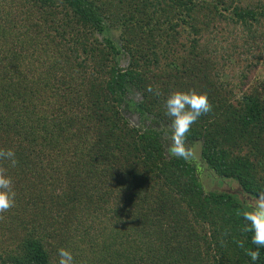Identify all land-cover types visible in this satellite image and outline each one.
<instances>
[{"label":"trees","instance_id":"trees-1","mask_svg":"<svg viewBox=\"0 0 264 264\" xmlns=\"http://www.w3.org/2000/svg\"><path fill=\"white\" fill-rule=\"evenodd\" d=\"M239 43L264 50V0H0V150L18 159L0 160L15 191L0 264H58L61 248L75 264H264L251 202L205 182L264 193V75L233 83ZM176 90L212 105L187 158L166 150Z\"/></svg>","mask_w":264,"mask_h":264},{"label":"clouds","instance_id":"clouds-1","mask_svg":"<svg viewBox=\"0 0 264 264\" xmlns=\"http://www.w3.org/2000/svg\"><path fill=\"white\" fill-rule=\"evenodd\" d=\"M148 91H153L149 87ZM158 94V93H157ZM166 115L171 120L172 145L169 151L177 157L187 158L191 153L182 147L184 137L199 117L212 110V105L205 93L195 90H176L166 100ZM0 160L8 161L11 167L18 163L14 150H0ZM15 191L11 176L0 170V213L8 211L14 206ZM246 221L244 231L251 233V243L255 250L249 251L253 262L260 258V249L264 248V193H261L241 212ZM243 247V243L240 244ZM58 264H75L73 254L64 248L59 249Z\"/></svg>","mask_w":264,"mask_h":264},{"label":"rangeland","instance_id":"rangeland-1","mask_svg":"<svg viewBox=\"0 0 264 264\" xmlns=\"http://www.w3.org/2000/svg\"><path fill=\"white\" fill-rule=\"evenodd\" d=\"M230 28H232V27H230ZM230 30L231 29H228V27H227L225 29H222V31H220V34L216 35L217 39L220 42H223V44H224L223 46H227V45L230 46L231 45L232 38L228 39V37L225 34V33L229 32ZM223 35H225L226 37ZM235 39H238L239 42L243 40V38L240 36L236 37ZM255 49H256V45L253 46V51H252V53H254L253 55L255 57H250V55H248L247 53H244L242 51L241 43H239L238 44V50L240 51L241 54H243V56L240 58L239 61H242V62L230 63L226 68V72L229 75V77L232 79L233 83H236L238 80L241 79V78H239L240 72L244 71V73L248 75L247 80H249V81H248L246 86L244 85V89H247L248 87H250L252 85V83H255L256 79L260 75H264V62H261V63L257 62L258 58H264L263 57L264 56V50L260 49V50L254 51ZM260 54L262 55V57L260 56ZM248 58H249V60H248ZM249 64H251V65H249ZM121 65L123 67H127L128 60L125 57L122 59ZM254 66H256V67H254ZM130 97H132L134 99H139L140 94L138 92L132 90L130 92ZM129 119L134 125L140 126L142 124L141 120L137 114L129 113ZM172 142H173L172 139L168 138V140L166 142L167 154H172L169 151V147L172 145ZM194 154L199 155V153L197 154V151ZM205 182H206L207 187L217 188L216 187L217 183H215V181L211 177L205 176ZM232 186L236 187L237 183H233Z\"/></svg>","mask_w":264,"mask_h":264},{"label":"water","instance_id":"water-1","mask_svg":"<svg viewBox=\"0 0 264 264\" xmlns=\"http://www.w3.org/2000/svg\"><path fill=\"white\" fill-rule=\"evenodd\" d=\"M227 186H228L227 188H228L229 192L239 194L242 199L249 200L250 202L255 200V198L251 197L250 195L245 194L242 186H240V185H237L236 187H234L232 185H227Z\"/></svg>","mask_w":264,"mask_h":264},{"label":"flooded vegetation","instance_id":"flooded-vegetation-1","mask_svg":"<svg viewBox=\"0 0 264 264\" xmlns=\"http://www.w3.org/2000/svg\"><path fill=\"white\" fill-rule=\"evenodd\" d=\"M216 183H217L216 187H219V188H221L222 190H227V191H229L228 188H227V187H228L227 185H231L229 182H226V183L224 184L223 187H220V185H219V181H216Z\"/></svg>","mask_w":264,"mask_h":264}]
</instances>
